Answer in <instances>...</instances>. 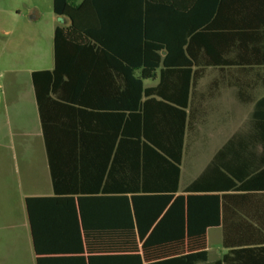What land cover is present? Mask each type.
Here are the masks:
<instances>
[{
	"label": "crops",
	"instance_id": "0c3cea01",
	"mask_svg": "<svg viewBox=\"0 0 264 264\" xmlns=\"http://www.w3.org/2000/svg\"><path fill=\"white\" fill-rule=\"evenodd\" d=\"M193 2L196 7L202 2L210 9L205 13L198 9L184 12L182 21L198 22L196 29L205 30L214 45L222 46L214 48L218 51L217 63L192 67L188 98L187 92L186 97L181 95L182 88L185 94V81L181 79L183 68L168 70L165 79L133 80L119 77L116 68L108 62L102 64L98 77H90L96 70L92 64L86 71L82 70V78L74 79L75 86L68 89L69 99L60 96L63 92L59 86L57 93L48 92L50 97L45 95L40 108L31 72L54 67V29L67 19L53 21L50 58L48 51L42 60L41 48L34 49L33 54L38 53L39 57L34 61L37 65L27 69L30 90L12 106L10 103L7 106L19 116L25 111V102L29 101L33 125L28 128L19 118L9 130L23 132H10L7 141L10 148L21 154L27 147L26 130H34L39 151L34 178L39 189L18 195L20 213L14 217L15 223L11 218L0 216V264H117L116 228L109 235L114 239V251L109 256L107 252V208L76 206V199L84 203L83 199L91 197L92 193L54 191L51 171L53 163L59 169L55 176L68 184H77V188L80 184H92L97 167L105 159L111 130H118L112 151L118 148L115 179L123 186H132L144 179L158 181L159 159L158 165L168 171L164 181L171 186L172 155L181 153L177 189L165 191L170 198L162 209L168 216L161 226L167 241L179 239L183 245L197 244L204 228L201 224L204 209L194 204L177 207L171 204L178 194H199L200 191L185 192V189L200 174L206 172L215 182H244L255 178L253 181L259 185L253 187L258 195V222H227L206 227L207 257L194 264H217L218 261L225 264L221 262L222 256L235 245L264 246V130L255 129L251 122L253 104L264 94V78L257 77L264 71L260 65L264 55L260 21L264 3ZM191 3L186 5L191 7ZM198 54L203 62L211 58L203 45H198ZM132 76L137 78L139 70H133ZM44 130L54 141L61 139L59 143H50L49 150ZM159 156L165 157V161ZM28 196L50 198L41 200L35 243L23 201ZM65 199L70 201H63ZM46 203L50 206H45ZM0 211H5L4 207ZM154 228L155 222L148 231ZM250 243L255 244L247 245ZM258 263L264 264V254Z\"/></svg>",
	"mask_w": 264,
	"mask_h": 264
},
{
	"label": "trees",
	"instance_id": "16d2710c",
	"mask_svg": "<svg viewBox=\"0 0 264 264\" xmlns=\"http://www.w3.org/2000/svg\"><path fill=\"white\" fill-rule=\"evenodd\" d=\"M192 1L52 0L53 13L65 17L67 22L57 25L54 29V67L31 72L39 107L43 105L45 95L50 97L48 92L57 93L59 86L63 92L60 96L69 99L68 89L75 86L74 79L82 78V70L86 71L88 65L92 64L96 70L93 69L94 72L90 73V77L93 78L94 75L98 77L102 64L108 62L116 68L119 77L133 80L165 79L168 70L183 68L184 75L181 79L185 81V94L182 88L181 95L186 97L187 92L188 98L193 78L192 67L217 63L218 51L214 48L222 46L214 45L205 30L196 29L200 25L198 22L182 21L181 14L184 12L198 9L205 13L210 9L204 7L206 5L202 2L196 7V2L191 3ZM243 1L264 3V0ZM186 3H191V7ZM262 13L260 21L264 36V10ZM198 45H203L210 59L201 61ZM260 65L264 68V55ZM136 69L139 70V76L134 78L132 71ZM63 75L66 77L63 78ZM259 76L261 79L264 78V71L257 74V77ZM251 122L255 129L264 130V94L253 104ZM180 131L182 133L183 130ZM116 135L118 130H111L105 159L97 167L92 184H80L77 188V184H68L55 176V171L59 169L57 170L53 163L51 171L54 191L79 190L92 193L91 197L83 199L84 203L80 201L81 199H76V206L107 208V252L109 256V253L114 251V239L113 237L110 239L109 235L113 234L116 228L117 264H194L205 261L206 227L224 225L227 222H258L256 213L258 195L253 187L259 185L253 181L255 178L244 182H227L221 179L215 182L203 172L185 189V192L200 191L199 194H178L171 204L172 207L194 204L204 209L201 216V224L204 228L198 235L197 244L183 245L180 244L179 239L175 242L167 241L161 226L168 216L162 213V209L167 206L170 198V194H165L167 193L165 191L177 189L181 153L176 152L172 155L173 169L169 170V175L172 177L171 186L164 181L163 177L168 171L165 170V166L158 165L160 159L157 160V167L159 166L160 169V176L157 175L158 181H152L151 178L137 181L132 186H123L115 179L118 172V148L112 151V147ZM44 139L48 150L50 143L61 141L58 138L54 141L47 134V130H44ZM159 158L165 161V157L159 156ZM41 200H50V198L28 196L23 200L34 243L35 224L40 214ZM53 200L57 201V199ZM45 206L50 204L46 203ZM153 222L155 228L148 231V227ZM263 254L264 246L235 245L222 256L221 262L259 264V258ZM219 263L218 261L217 264Z\"/></svg>",
	"mask_w": 264,
	"mask_h": 264
},
{
	"label": "rangeland",
	"instance_id": "374dc122",
	"mask_svg": "<svg viewBox=\"0 0 264 264\" xmlns=\"http://www.w3.org/2000/svg\"><path fill=\"white\" fill-rule=\"evenodd\" d=\"M57 19L52 11V0H0V209H5L0 211V216L13 219V223L20 213L18 195L39 189L34 178L39 151L34 130H26L25 152L20 154L9 147V133L23 132L9 130L19 118L28 128L33 125L28 100L24 113L19 116L10 106L30 90L27 69L37 65L35 59L39 57L38 53L33 54L34 49L41 48L42 60L48 51L50 58L51 24Z\"/></svg>",
	"mask_w": 264,
	"mask_h": 264
},
{
	"label": "water",
	"instance_id": "95a60500",
	"mask_svg": "<svg viewBox=\"0 0 264 264\" xmlns=\"http://www.w3.org/2000/svg\"><path fill=\"white\" fill-rule=\"evenodd\" d=\"M58 19H60L61 21H63V16H58Z\"/></svg>",
	"mask_w": 264,
	"mask_h": 264
}]
</instances>
